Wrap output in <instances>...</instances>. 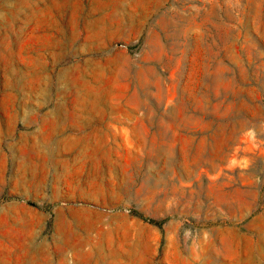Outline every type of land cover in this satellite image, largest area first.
I'll list each match as a JSON object with an SVG mask.
<instances>
[{
    "label": "rangeland",
    "instance_id": "374dc122",
    "mask_svg": "<svg viewBox=\"0 0 264 264\" xmlns=\"http://www.w3.org/2000/svg\"><path fill=\"white\" fill-rule=\"evenodd\" d=\"M0 264H264V0H0Z\"/></svg>",
    "mask_w": 264,
    "mask_h": 264
},
{
    "label": "trees",
    "instance_id": "16d2710c",
    "mask_svg": "<svg viewBox=\"0 0 264 264\" xmlns=\"http://www.w3.org/2000/svg\"><path fill=\"white\" fill-rule=\"evenodd\" d=\"M148 223L154 225V226H160L161 225V222H157V221H153V220H147Z\"/></svg>",
    "mask_w": 264,
    "mask_h": 264
}]
</instances>
